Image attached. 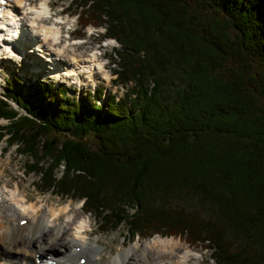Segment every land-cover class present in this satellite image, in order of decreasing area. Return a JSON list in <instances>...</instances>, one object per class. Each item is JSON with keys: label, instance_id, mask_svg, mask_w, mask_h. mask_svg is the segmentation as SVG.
<instances>
[{"label": "trees", "instance_id": "16d2710c", "mask_svg": "<svg viewBox=\"0 0 264 264\" xmlns=\"http://www.w3.org/2000/svg\"><path fill=\"white\" fill-rule=\"evenodd\" d=\"M66 6L118 42L125 90L75 96L12 71L2 150L15 145L40 192L81 200L99 232L173 234L209 249L205 264H264V0Z\"/></svg>", "mask_w": 264, "mask_h": 264}, {"label": "bare ground", "instance_id": "6f19581e", "mask_svg": "<svg viewBox=\"0 0 264 264\" xmlns=\"http://www.w3.org/2000/svg\"><path fill=\"white\" fill-rule=\"evenodd\" d=\"M25 3L28 6L24 4V0H7L6 8L0 13V28H7L9 34L18 35V37L11 35L0 37V55L5 56L3 53L9 49L16 54L23 52L29 56L40 55L42 61L47 60L52 65L48 74L54 73L56 76L60 74V69H63V74L68 73L77 79L80 71L90 76L95 68L100 70L104 67L103 61L100 62L102 60L100 55L94 53L90 56L82 53L62 55L65 49L58 45L63 39V34L60 33L62 30L59 28V21L62 22V19L59 18L60 20L56 23L59 26L52 23L42 24L43 18L47 17L50 12L48 1H41L38 7L35 4H29V0ZM52 19L54 20L55 17ZM20 36L27 39L22 45L23 51L21 52L18 45ZM108 39L115 41L111 37ZM63 40L67 46L71 44L66 37ZM64 59L68 60L64 61ZM68 207L65 205L55 210L47 205L44 207L42 203L39 205L29 203L26 195L20 191L18 186L12 190L8 186H5L4 190L0 189V264L15 262L41 264V258L45 254L48 255V259H55V264H80L77 262V256L82 254L87 255L84 264H186L190 253L194 252L188 247L184 253L171 260L168 256L177 251L174 245L178 240L161 238L164 236L159 237V234H155L156 236L152 235L154 237L150 236L151 238L148 237L149 239L142 241L140 248L143 257H129L137 250L135 246H131L116 255L109 250V255L103 262L100 260L102 247L96 243L98 241L89 235V238H86V230H88L86 229L88 227L86 217H80L77 221L73 220L72 228L69 226L67 228V225L58 222L60 215L66 212ZM23 217H26L27 221L21 224L18 221ZM69 244L79 246V249L77 251L74 247L68 249ZM54 248L62 252L50 251ZM40 251L46 253L42 254Z\"/></svg>", "mask_w": 264, "mask_h": 264}, {"label": "rangeland", "instance_id": "374dc122", "mask_svg": "<svg viewBox=\"0 0 264 264\" xmlns=\"http://www.w3.org/2000/svg\"><path fill=\"white\" fill-rule=\"evenodd\" d=\"M26 0H24V4ZM43 0H40V2ZM48 1V7H49V15L47 17H44L42 20V24H56L61 18L63 22L59 21L60 24V30H62L60 33L61 35L64 34L63 32H66V30H70L68 26L71 28H74L71 35L75 36L76 38H83L84 40L79 41L77 43L72 42L73 40H69L71 44L67 46L65 40V37L63 35V39L59 42V46L61 48L65 49V52L62 55L69 54L70 53H82L83 55H87L91 50H97V52L100 53V58L102 59L100 62L103 63L104 67L100 70H97L96 68L93 71V74L89 76L88 73H84V71H80V76L78 73V79L75 76H72L71 79H68V77H64V80L62 77H59V74L55 76L53 74L52 76H49L47 78L45 76V73L48 68V62L42 61L40 55L35 56H29L25 55L23 53V56L20 55H13L11 53L7 54L4 53L5 56L0 55V92L3 90L4 86V80L5 77L8 76L11 72V70H17L20 75H26V76H33L36 77V75H39L43 73V76H40L42 78H47L45 80L47 81H53L54 85H64L66 84L67 92L70 95L75 96H82L83 91L87 89H92L95 86H99L103 88V92L106 90H109L111 92L116 93L118 96L120 93H122V90H125V87L123 84L116 83L115 76L116 74L112 71V67L116 66L111 63L110 60V54L111 49L118 45L115 41H111L107 38H102L101 33L104 31V27L100 26L95 23L82 21L80 16H77V14L74 12L76 11V8L68 5L70 0H47ZM29 4H35V6H39L40 2L39 0H29ZM39 2V3H38ZM38 4V5H37ZM28 6V5H27ZM61 15V16H58ZM65 16V17H62ZM52 17H55L53 20ZM52 19V20H51ZM61 20V21H62ZM54 22V23H53ZM86 24V25H85ZM58 25V24H56ZM59 26V25H58ZM29 33V32H28ZM27 33V34H28ZM62 37V36H61ZM110 42V43H109ZM102 43H106L105 46H102ZM11 55V56H10ZM10 56V57H9ZM61 56V55H60ZM71 57V56H70ZM69 57V58H70ZM68 60V59H64ZM38 69V71L32 72L31 70ZM45 67V69H44ZM52 65H50V68ZM44 69V70H40ZM16 71V72H17ZM62 72L63 69H60ZM60 72V74H61ZM18 73H16L18 75ZM49 73V71H48ZM47 73V74H48ZM64 73V72H62ZM19 75V76H20ZM102 99H98V102H101ZM7 120L1 118L0 124L5 123ZM5 146L4 144V138L2 141H0V189L4 190L5 186H8L9 189H14L16 186L20 189L21 192H23L29 203H34L36 205H39L42 203V205L45 207L46 205L48 207H53L55 210L60 209L62 206L68 205V210L64 213H62L58 219V222H61L62 225H67L71 227V223L74 221H77L80 217L81 218H87L88 220V227L86 229L88 239L89 236L92 238H95L102 249H101V261L105 262V260L108 257V251L111 250L113 255H116L120 253L121 251L126 250L127 248L131 246H135L137 250H135L132 254L129 255L131 258H141L143 257L142 250L140 248V245L142 241L149 239L147 235H144L142 237L136 236L134 239H126L125 237V231L123 227L115 228L114 230H108V231H97V222L95 221L94 217L91 216V213H85L81 209V203L80 200L77 198H65L63 196H58L56 194L51 193L50 191H46L45 193L40 192L36 188V175L33 174H24L22 172L23 170V164L25 163L26 159L23 157L22 154H17L16 150L14 149L15 145H12L11 148H9L6 151L2 150V147ZM46 203V204H45ZM47 210V209H46ZM85 214V215H83ZM50 215V213H49ZM89 217H88V216ZM25 218V217H23ZM70 219V220H68ZM72 219V220H71ZM20 222V221H18ZM16 223V222H15ZM21 223V222H20ZM72 228V227H71ZM50 234V233H49ZM89 235V236H88ZM156 236V235H154ZM152 236V237H154ZM161 237L160 235H158ZM164 237L161 238H175V240H178L177 243L174 245L175 253L171 256H168L169 259H173L175 257L180 256L182 253L186 251V248L190 249V251H194L193 253H190V257L188 260H186V264H205L209 261L210 250L207 248H201V245H190L187 243L186 239H182L178 235H162ZM69 248H72L74 246H71L69 244ZM58 250L61 251L58 248L51 249L50 251ZM42 254H45L46 252L40 251ZM62 252V251H61ZM48 253V252H47ZM177 254V255H176ZM76 259V258H75ZM170 260V261H171Z\"/></svg>", "mask_w": 264, "mask_h": 264}]
</instances>
